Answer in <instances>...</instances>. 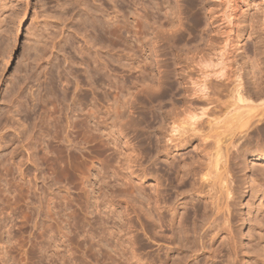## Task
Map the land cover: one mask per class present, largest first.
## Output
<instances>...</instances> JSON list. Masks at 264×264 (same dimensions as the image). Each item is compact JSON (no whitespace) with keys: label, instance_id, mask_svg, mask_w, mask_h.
<instances>
[{"label":"rangeland","instance_id":"obj_1","mask_svg":"<svg viewBox=\"0 0 264 264\" xmlns=\"http://www.w3.org/2000/svg\"><path fill=\"white\" fill-rule=\"evenodd\" d=\"M255 1L261 5V0ZM114 7L121 14V25L125 18L140 16L142 22L149 24L145 34L137 37L136 41L131 26L127 24L122 29L125 39L118 41L105 37L99 25L92 20H107L105 16L115 15L112 12ZM233 8H227L226 0H0V264H117V259L122 262L124 256L129 258L132 246L139 259L154 264H172L180 251L189 255V249H200L199 236L193 230L197 232L202 222L203 203L187 192L190 185L184 183H190L189 180L184 179L181 184L175 172H182L184 165L198 167L197 160H203V153L209 150V154L212 152L210 156L214 155L216 141L222 154L228 152L225 156L228 173L222 171L224 158H221L217 166L219 173L212 165L209 178L204 180V193L209 190L210 197L216 195V204L221 209L228 201L235 247L230 250L226 232L216 234L215 230H209L204 235V249L199 250L197 259L188 257L184 263H257L256 253L261 252L260 247L264 245V240L259 242L258 236L260 232L264 236V230L256 227V221L264 223V162L254 159L259 151L256 145L260 143L256 142L260 141L257 133L250 131L254 139H251L252 145L246 144L239 156L236 153L232 155L244 140L241 138L243 134L235 136L233 129L229 128L231 124L224 117L211 123L204 117L196 122H201L199 126L196 123L195 126L177 123L180 133L175 134H180L187 143L182 142L183 145L175 150L171 148L165 153L161 148L165 139L156 143L159 137L167 134L165 127L160 129L159 117L182 106L183 87L189 85L190 78L199 77V69L203 65L204 71H210L206 68L209 60L224 55L223 59L220 57L223 64L216 68L225 70L230 77L225 82L212 78L211 82H214L209 81V85H221L223 82L236 85L239 72L245 85H251L252 78L253 81H261L257 78L259 72H264V13L260 14L253 6L247 8L240 2ZM230 14L231 23L227 20ZM135 30L144 29L135 27ZM84 33L85 37L82 36ZM35 36L41 38L38 40L42 51L38 52L44 54L30 50ZM94 41L108 47L98 49ZM36 53L38 59L34 57ZM33 58L39 62L34 63ZM213 70L217 71L213 68L211 72ZM174 74L182 75L175 77ZM146 84L153 87L147 91L149 93H136ZM127 94L132 95L129 98ZM124 100L134 102L130 116L137 125L136 131L123 128L125 138L118 134L119 121L113 118L112 110L117 101L120 104ZM218 100L227 103L231 99L219 97ZM51 114L52 117H60L61 130H65L63 134L59 131L53 143L50 142L54 135ZM126 115L121 117L124 122L128 119ZM85 116L90 126L95 128L93 133H102L100 136L104 140L101 139L109 143L105 147L111 151L102 153L95 142L84 144L79 137H74L73 130L67 129V123ZM95 121H103L100 128L94 124ZM3 124L8 126L4 128ZM17 124H24L25 129ZM106 124H109L107 129L103 128ZM126 140L142 156L140 170L136 172L139 177L129 179L134 189L137 188L132 194L125 185L128 170L124 165L119 167L127 155ZM115 147L120 148L115 150ZM113 148L122 163L117 164ZM203 148L209 150L203 151ZM59 150L62 151L59 156L65 162H69V152L78 157L81 163L78 177L60 173V167L54 162ZM121 155L123 160H120ZM216 173L220 174L219 177ZM155 175L162 182V194L170 200L179 199L178 203L183 204L178 208V214L184 209L187 221L185 223L184 220L185 229H180H187V234H179L178 214L171 231L166 226L171 212L161 211L164 220L161 227L155 222L158 220L153 209L154 189L150 178ZM88 176L85 186L81 185ZM229 183L233 191L226 199L225 189ZM125 191L129 195L124 196ZM94 211L96 214L92 213ZM223 213L217 215L218 229L223 226ZM51 226L56 227V231ZM103 227L115 231L114 236L110 237L107 230H102ZM175 229L178 232L172 234ZM179 239H182V244ZM115 240L123 244L122 248L114 245ZM118 248L123 249L125 255ZM113 250L120 252L115 256ZM120 253L123 257L118 258ZM125 257L124 260L127 259Z\"/></svg>","mask_w":264,"mask_h":264},{"label":"bare ground","instance_id":"obj_2","mask_svg":"<svg viewBox=\"0 0 264 264\" xmlns=\"http://www.w3.org/2000/svg\"><path fill=\"white\" fill-rule=\"evenodd\" d=\"M260 1V0H259ZM225 2V1H224ZM238 2H240V3H242V5H244L245 7H249L250 8V6H253V8H255V10H256V12H260V14H262V13H264V0H261V5H258V3H257V1H255V0H226V5H227V8H233V7H235L236 5H238ZM257 4H256V3ZM115 9V7L113 8V10ZM234 9V8H233ZM112 10V12L115 14V15H113V16H105V18H108L107 20H99L98 22H95L96 20H92L93 21V23H96V24H98L99 25V27H100V29H101V31H102V33H103V35L105 36V37H107V38H109V39H112V40H118V41H120V40H122V39H125V36H124V31L122 30L123 28H125V25H127V24H129L130 26H131V28H132V32H133V37H135L136 38V41H137V37H140V36H142L143 34H145L144 33V31L147 29V26L149 25L148 23H146V22H142V20H141V17L140 16H138V15H132L131 17H129V18H125L124 20H123V25H121V20L119 19L120 17H121V14L119 13V11H113ZM100 11V10H99ZM106 15V14H105ZM226 17V16H225ZM179 19L177 18V21H178ZM227 20L230 22L231 21V14L230 15H228V17H227ZM173 21V20H172ZM176 21V20H175ZM174 22V21H173ZM228 22V23H229ZM177 23H179V22H177ZM231 23V22H230ZM173 24V23H172ZM179 25V24H178ZM174 25H172V27H173ZM135 27H141V28H143L144 30L143 31H136L135 30ZM174 28V27H173ZM171 29V28H170ZM82 33V32H81ZM44 34V33H43ZM83 34V33H82ZM85 34V33H84ZM37 36V35H36ZM36 36H35V39H34V41L32 42V46H30L29 48H30V50L33 52V53H35V52H37L38 54H39V50H41V49H39V46H40V44H39V40H41V38H42V36L41 35H38V37L40 36L41 38H36ZM83 37H85L86 36V34L85 35H82ZM34 37V36H33ZM258 37H259V35H258ZM39 39V40H38ZM50 39V38H49ZM85 39V38H84ZM229 39V38H228ZM43 40V39H42ZM86 40V39H85ZM84 40V41H85ZM87 40H88V38H87ZM45 41V40H44ZM52 41V40H51ZM85 42H87V41H85ZM89 42V41H88ZM95 42V41H94ZM97 42V41H96ZM95 42V43H96ZM48 43V42H47ZM46 43V44H47ZM94 43V44H95ZM86 44V43H85ZM90 44V43H89ZM93 44V43H92ZM91 44V45H92ZM97 46H99L98 47V49H104L103 47H105V48H107L108 46H103V45H101L99 42H97ZM42 45H43V43H42ZM54 45V44H53ZM87 46H89L88 44H86ZM92 47H93V45H92ZM28 48V49H29ZM90 48V47H89ZM97 49V50H98ZM88 50V49H87ZM95 50V49H94ZM3 51V50H2ZM35 51V52H34ZM42 51V50H41ZM1 52V51H0ZM44 52V51H43ZM85 52V51H84ZM36 53V54H37ZM94 53V52H93ZM96 53V52H95ZM34 55V57H36V56H38V54L37 55ZM40 54H44V53H40ZM39 54V55H40ZM99 54V53H98ZM102 54V53H101ZM220 55H221V53H219ZM219 54L217 55V56H219ZM27 56V55H26ZM95 56V55H94ZM99 56H101V55H99ZM216 56V57H217ZM224 55H221V56H219L217 59H211V60H209V62H208V65H206L207 67L206 68H210V71L208 72V69H206L205 71H204V68H205V66L203 65V69L202 68H200L199 69V77L197 78V79H192V78H190L189 80H190V82H189V85H187L186 87L184 86L183 87V92H182V97H183V99H182V106L179 108H174V109H172V111H169L168 113H166V115H161V117H159L160 118V129H162V128H164L165 127V129H167L166 131H167V134H165L164 136H163V138H161V137H159L158 138V140H157V144L158 143H160L161 141H162V139H165V141H163L164 143H162V144H164L161 148L165 151V153H167L171 148H174V150L178 147V146H181V145H183L182 144V142H184L182 139H181V136H180V134L179 135H176V134H178V133H180V132H178V125H177V123H181V124H187V125H189V126H191V125H193V126H195V123L196 122H198L199 120H202L204 117L205 118H207L208 120V123H211V122H213V121H217L220 117H224V119L227 121H229V123L232 125H234V127H233V125H232V127H231V125H229L230 127L229 128H231V130L233 129V133H234V135L236 136H239L238 134H243V136H241V138H244V140L240 143V145H239V147H237L236 148V151L235 152H232V155L233 154H238V156H239V154L241 153V149L244 147V146H247L246 144H248L249 143V145L251 144L252 145V140L251 139H253L251 136H250V133L251 132H256L257 133V135L260 137V141H256L257 143L258 142H260V143H258V145H256L257 146V148H258V153H256L255 155H254V159H260V160H262L263 162H264V153H262V151H264V72L262 73V72H259V77L257 78L256 77V75H254L257 79H261V81L260 80H258V81H253V78H252V84L251 85H245L244 83H242V75L240 74V72H239V74H237L236 75V78L238 79V82L236 83V85H234V83H233V85H231V83L229 84V83H224L226 80H228L229 81V79H230V77H228L225 73V70H223V69H221V70H217V68L216 67H218V66H221L222 64H221V62L223 61L224 62V60H222L221 62H220V60H221V58L223 57ZM32 57V56H31ZM42 57V56H41ZM41 57H39V58H41ZM221 57V58H220ZM29 58V57H28ZM37 59H38V57H36ZM43 58V57H42ZM34 60H33V62L35 61L36 62V59L35 58H33ZM223 59V58H222ZM32 60V59H31ZM42 60V59H41ZM214 60H216V61H214ZM201 61V60H200ZM203 62H205L204 60H202ZM201 61V62H202ZM34 62V63H35ZM37 62H39V61H37ZM36 62V63H37ZM104 62V61H103ZM200 62V63H201ZM207 62V61H206ZM25 63V62H24ZM96 63V62H95ZM205 64H207V63H205ZM22 65V64H21ZM37 65V64H36ZM106 65V64H105ZM29 66V65H28ZM124 66V65H123ZM211 66V67H210ZM104 67V66H103ZM25 68V67H24ZM131 69L133 68L132 66L130 67ZM213 68H215V70H217V71H219V72H215L214 70L211 72V70ZM221 68V67H220ZM25 70V69H24ZM259 70V69H258ZM263 71H264V69H263ZM26 72V71H25ZM174 72H176V70H174ZM17 73V72H16ZM238 73V72H237ZM253 73V72H252ZM234 74V73H233ZM257 74V73H256ZM27 75V74H26ZM26 75L24 74L23 76H25L26 77ZM177 75H179V74H174V76L175 77H177ZM182 75V74H181ZM181 75H179V76H181ZM22 76V75H21ZM173 76V77H174ZM250 76V75H249ZM251 76H253V75H251ZM16 77V76H15ZM185 77V76H184ZM187 77V76H186ZM244 77V76H243ZM254 77V78H255ZM182 78V77H181ZM212 78H218V80L219 79H223L224 80V82H223V84H218V85H209V81L211 82V80H212ZM235 78V79H236ZM174 79V78H173ZM176 79V78H175ZM185 79V78H184ZM235 79H233V80H235ZM263 79V80H262ZM144 82H145V80H143ZM237 81V80H236ZM214 82V81H213ZM213 82H211V83H213ZM222 82V81H221ZM247 82V81H246ZM254 82V83H253ZM148 83V82H147ZM249 83V82H248ZM21 84H23V83H21ZM250 84V83H249ZM12 85V84H11ZM16 85V84H15ZM232 87H231V86ZM14 86V85H13ZM9 87V86H8ZM19 87V86H18ZM20 88V87H19ZM136 90H137V88L136 87H134ZM133 88V89H134ZM153 89V87L152 86H150V84L148 85V84H146L145 86H143V87H140V89H138V91L136 92V93H145V91H146V93L145 94H147V93H149L151 90ZM135 90V91H136ZM131 91V90H130ZM147 91H149V92H147ZM133 92V91H132ZM153 92V91H152ZM151 92V93H152ZM12 93V92H11ZM18 93V92H17ZM128 93V92H127ZM130 93V92H129ZM133 94V93H132ZM131 94V95H132ZM128 95V97L130 98V96L131 95H129V94H127ZM149 95V94H148ZM151 95V94H150ZM4 97V96H3ZM221 98V97H225V98H227V97H229L231 100L229 101V102H227L226 103V101H225V103H220L219 102V100H218V98ZM14 98V97H13ZM125 98V97H124ZM132 98H133V96H132ZM134 98H135V96H134ZM126 99V98H125ZM3 100V99H2ZM122 100V99H121ZM128 100V99H127ZM75 101V100H74ZM125 102H123V101H121V103L119 104V102L120 101H117L115 104H116V106L114 107V109H112L113 110V114H114V119H118V121H119V127H118V130H119V132H118V134L121 136V137H123V138H125V136L126 135H124V133H123V130L125 131V127H128L129 129L130 128H133V131H136V127H137V125H136V122H134V120L132 119L133 117H131L130 116V114H132V109L134 108V102H126V100H124ZM11 103V102H10ZM19 103H20V101H19ZM18 103V104H19ZM71 104V103H70ZM68 106V105H67ZM53 108H49V110H52ZM66 109V108H65ZM67 110V109H66ZM68 111V110H67ZM71 111V110H70ZM128 112L127 113V115L126 114H124L125 112ZM112 112V111H111ZM93 113V115H95L94 114V112H92ZM92 113H90L91 115H92ZM66 114V113H65ZM71 114H72V112H71ZM134 114V113H133ZM52 115L53 114H51L49 117H52ZM110 115V114H109ZM123 115H126L125 116V118L127 119L125 122L121 119V117L123 116ZM96 116V115H95ZM94 116V117H95ZM113 116V115H112ZM160 116V115H159ZM6 117V116H5ZM70 117V116H69ZM77 117V116H76ZM75 117V118H76ZM84 117V116H83ZM88 117V116H87ZM90 118H91V116H89ZM94 117H93V119H94ZM97 118H98V116H96ZM124 117V116H123ZM131 117V118H130ZM67 118V117H66ZM74 118V119H75ZM103 118V117H102ZM210 118H214L213 120L211 119L210 120ZM98 120V119H97ZM205 120V119H204ZM51 121H52V128H53V132H54V135L51 137V139H50V142L51 143H53V140H55L56 139V136L58 135V133H60L62 130H61V121H60V117L58 116V117H52V119H51ZM70 121V120H69ZM113 121V120H112ZM111 121V122H112ZM227 121V122H228ZM1 122V121H0ZM17 122H19V121H17ZM96 122V121H95ZM101 122H103V121H101ZM100 121H97L96 123H94V124H96V126L97 127H99L100 128V126H101V124H103V123H101ZM105 122V121H104ZM225 122V121H224ZM9 123V122H8ZM110 123V122H109ZM117 123V122H116ZM201 123V122H200ZM199 123V124H200ZM91 124H92V122H91ZM94 124H92V125H94ZM112 123H110V125H111ZM166 124H168V128H166ZM199 124H197L196 123V125H198L199 126ZM204 123H202V125H203ZM224 124V123H223ZM225 124H226V122H225ZM4 125V124H3ZM6 125V124H5ZM4 125V126H5ZM18 125V124H17ZM21 125V124H20ZM20 125H18V126H20ZM23 125L24 124H22V126H20L21 128L23 127ZM109 124H106L103 128H105V129H107V126H108ZM113 125V124H112ZM8 126V125H7ZM7 126H5L4 128H6ZM197 126V127H198ZM225 126V125H224ZM67 129H71V130H73V131H71V132H73L74 133V137L75 138H80V140H82L83 142H84V144H87L88 142H90V141H93V142H95L96 144H97V147L100 149V152H102V153H104V152H107V150H110L111 151V149H109V148H107V147H105V146H107V145H109V143L108 142H106V141H103L104 139L102 138V136H100V134L102 135V133H98L99 135H95L93 132H95V128L93 129L91 126H90V123H89V121L87 120V118H86V116H85V118L83 119H79V120H77V119H75L74 121H72L71 123H67ZM113 127V126H112ZM202 127V126H201ZM228 127V126H227ZM226 127V128H227ZM3 128V129H4ZM9 128V127H8ZM13 128H17V127H13ZM20 128V129H21ZM24 128V127H23ZM123 128H125V129H123ZM19 129V128H18ZM25 129V128H24ZM62 129H63V127H62ZM66 129V128H65ZM97 129V128H96ZM157 129V128H156ZM196 129V128H195ZM195 129H193V131L195 130ZM0 130H1V128H0ZM100 130V129H99ZM117 130V131H118ZM199 130V129H198ZM22 131V130H21ZM60 131V132H59ZM63 131H65V130H63ZM62 131V134L64 133ZM105 132H106V130H104ZM161 130H159V132H160ZM251 131V132H250ZM25 132H27V131H25ZM99 132V131H98ZM250 132V133H249ZM107 133V132H106ZM105 133V134H106ZM176 133V134H175ZM113 134V133H112ZM201 134V133H200ZM67 135H68V133H67ZM233 135V134H232ZM27 136H29V135H27ZM203 136V135H202ZM206 136V135H205ZM69 137V136H68ZM110 137V136H109ZM251 137V138H250ZM257 137V136H256ZM256 137H254V138H256ZM103 140H102V139ZM201 138V137H200ZM207 138V137H206ZM109 139V138H108ZM203 139V138H202ZM23 140V139H22ZM106 140V139H105ZM125 140V139H124ZM242 140V139H241ZM254 140V139H253ZM25 141V140H24ZM112 141H113V139H112ZM112 141H110L111 143H112ZM117 142V141H116ZM252 142V143H251ZM185 143H187V142H184V144ZM69 144V143H68ZM72 144V143H71ZM114 144V143H113ZM112 144V145H113ZM132 143H130V142H128L127 140H126V147H127V151H128V153H127V151H126V154L127 155H125V157H124V160H125V162L124 163H122L121 161H119V158H118V156H117V154H116V149L118 148H116L115 147V150H114V148H113V150H114V152H115V154H116V158L115 159H117L118 158V163L117 164H119L120 162L122 163V164H119L120 166L119 167H122L123 165L124 166H126V168L125 169H127L128 170V175L125 177L126 178V183H125V185L127 186L126 187V189H128V191L130 190V193L132 194L133 192H135V189H137V188H135L134 189V186H133V183L131 184V182H129V179H131V178H138L139 177V175H136V172L137 171H139L140 169V167H141V164H142V156L140 155L141 153H140V151L139 150H137V148H135V146L132 144ZM213 144V143H212ZM218 144V141H216V151H215V154L214 155H212V156H210V154L212 153H210L209 154V149H207V148H205L206 149V151L207 150H209V151H207L206 153H203V155L202 156H204V159L203 160H197V162H198V167H194V168H192L191 167V165H189V166H183V167H181V168H184V169H181L182 170V172H179V170L178 171H176L175 173L177 174V176H178V181H184V179H188V180H186V181H188V182H190V183H184V184H189L190 185V187H189V190L187 191L189 194H191L192 196H194L195 198H198V200L201 202V203H203V213H202V218H201V224H199L200 226H199V229H198V227L196 228L195 226H193L194 228H196V229H198V231L196 232L195 230H193V233H197V235L199 236V244H200V249H197V248H195V249H189L188 247V249H189V255H184V252H182V251H180L179 253H177V258H176V260H174L173 261V263L172 264H183L185 261H187L186 260V258H193V259H197V257H198V255H197V253L199 252V250H203L204 249V246H203V238H204V235L205 234H207L208 233V231L209 230H211V231H216V234L218 233V232H226V235L228 236V240H229V242H228V244H229V247H230V250L231 249H233V247H235V241H234V237H233V235H232V224H230V215L232 214V212H231V209L229 208V203H228V201L225 203V207L223 208V209H221V207H219V205H218V203L216 204V195H212L211 197H210V194H209V190H207V194L206 193H204V187H206L205 186V182H204V180H205V178H209V176H210V170H211V166L213 165V168H215V170H216V172L218 171L217 170V166H218V163H219V161H220V159L221 158H224V161H223V166H222V171H225L226 173H228V171H227V165H226V161H227V157H225V156H228V152L226 151V154H225V152L222 154L221 152H220V148H219V146L217 145ZM117 145V144H116ZM161 145V144H160ZM248 145V146H249ZM70 146H72V145H70ZM69 146V147H70ZM115 146V145H114ZM113 146V147H114ZM160 147V146H159ZM183 147V146H182ZM208 147V146H207ZM68 147H66V150L65 151H67L68 149H67ZM120 148V147H119ZM119 148H118V150H119ZM245 148V147H244ZM248 148V147H247ZM75 149V148H74ZM204 148H203V151L205 150ZM117 150V151H118ZM157 150H158V147H157ZM70 151V150H69ZM122 151V150H121ZM60 152H62V151H58V155H57V157L55 158V160H54V162H55V164L57 165L58 164V166L60 167V173L61 174H66V173H70V174H72L73 176H77L78 177V172H79V168H80V162L78 161V157L74 154V153H71V152H69L68 153V156H69V162H65L63 159H62V157H61V155L59 156V154H60ZM157 152V151H156ZM158 152H159V150H158ZM223 152V151H222ZM123 153V152H122ZM160 153V152H159ZM158 153V154H159ZM30 154V153H29ZM119 154V153H118ZM111 155V154H110ZM124 155V154H123ZM47 156H48V153H47ZM112 156H113V154H112ZM111 156V157H112ZM120 156V155H119ZM30 157H31V155H30ZM13 158V157H12ZM121 158H122V160H123V157H122V155H121V157H120V160H121ZM200 158V157H199ZM203 158V157H202ZM201 158V159H202ZM206 158V159H205ZM211 158H213V160L211 161ZM28 159V158H27ZM32 159V158H31ZM110 159V158H109ZM25 160V159H24ZM31 161V160H30ZM111 161V160H110ZM113 161V160H112ZM202 161H203V164H202ZM255 160H252V162L253 163H255L254 162ZM21 162V161H20ZM154 162V161H153ZM201 162V163H200ZM33 163V162H32ZM63 163V165H61ZM109 163V162H108ZM252 163V164H253ZM19 164V163H18ZM117 164H116V166H117ZM154 164H156V163H154ZM193 164V163H192ZM204 167H203V166ZM21 166V165H20ZM173 166V165H172ZM171 166V167H172ZM118 167V166H117ZM117 167H115V168H117ZM19 168V167H18ZM103 168V167H102ZM123 168V167H122ZM122 168H121V170H122ZM137 168V169H136ZM177 168H179V167H177ZM21 168H19V170H20ZM112 170V172H115L116 170L114 169H111ZM120 170V169H119ZM146 170V169H145ZM123 171V170H122ZM19 172H21V171H19ZM117 173H119L118 171H116ZM115 172V173H116ZM142 174H144L145 172H144V169L142 170ZM147 172V171H146ZM114 173V174H115ZM116 173V174H117ZM121 174H122V172H120ZM119 173V174H120ZM217 173H219V172H217ZM216 173V175L218 176V175H220V174H217ZM20 174V173H19ZM149 174V173H148ZM103 175H105V173L103 174ZM23 176H24V174H23ZM113 176V175H112ZM117 176V175H116ZM118 176H120V175H118ZM150 176V175H149ZM157 175H155V177H150L151 178V180H152V182H153V191H154V193H153V195H154V204H153V209H154V212H156L157 213V216H156V218H157V220L158 221H155V222H157V224L159 225H157L158 227H161V225L164 223V220H163V216H162V212L161 211H167V213H168V211H169V213L171 212V218H170V221H169V223H167V225L166 226H168V227H170V231H171V229H173V226H174V222H175V220H176V216H177V214H178V208L179 207H182L183 206V204L182 203H178V200L179 199H173V200H170L169 198H167V195H164V194H162L163 193V191H161L160 189H161V187H162V182L160 181V178H158V177H156ZM22 177V176H21ZM102 177V176H101ZM106 177V176H105ZM143 177H145V178H149L148 176H146V175H144ZM143 177H141V178H143ZM219 177V176H218ZM88 178H89V176L88 177H86V178H84V181H82V183H81V185H84L85 186V183L87 182V180H88ZM108 178V177H107ZM116 178V177H115ZM120 178L121 179H123L124 178V174H123V176H120ZM117 179V178H116ZM115 179V180H116ZM90 180V179H89ZM118 180V179H117ZM104 181H105V179H104ZM123 181V180H122ZM125 181V180H124ZM192 181V182H191ZM180 182V183H181ZM103 183V182H102ZM118 183V182H117ZM117 183H116V185H117ZM123 183V182H122ZM123 183V184H124ZM181 184H183V182L181 183ZM116 185H115V187H116ZM122 185V184H121ZM210 185V184H209ZM181 186H183V185H181ZM119 187H121V186H119ZM16 188H17V186H16ZM20 188H21V186H20ZM122 188H124V187H122ZM121 188V189H122ZM139 189V188H138ZM225 189V188H224ZM252 189V188H251ZM19 190V189H18ZM20 191V190H19ZM92 191V190H91ZM90 191V192H91ZM101 191V190H100ZM113 191V190H112ZM141 191V190H140ZM232 191H233V188H232V186H231V183H229L227 186H226V189H225V194H226V199H228V196L229 195H231V193H232ZM137 192V191H136ZM142 192V191H141ZM121 192H119V194H120ZM125 193H126V191H125ZM111 194H112V192H111ZM110 194V195H111ZM122 194V193H121ZM128 193H126V194H124V196L125 195H127ZM136 194V193H135ZM138 194V193H137ZM136 194V195H137ZM183 194H185V193H183ZM89 195V194H88ZM129 195V194H128ZM134 195V194H133ZM140 195V194H139ZM138 195V196H139ZM98 196V195H97ZM141 196V195H140ZM140 196H139V198H140ZM143 196V195H142ZM190 196V195H189ZM133 197V196H132ZM179 197V196H178ZM113 198V197H112ZM131 198V197H130ZM194 198V199H195ZM111 199V198H110ZM97 200V199H96ZM210 200V201H209ZM145 201V200H144ZM148 201V200H147ZM114 202V201H113ZM103 204V203H102ZM101 204V205H102ZM127 204V203H126ZM149 204V203H148ZM151 204H152V202H151ZM131 205V204H130ZM193 205V204H192ZM88 206V205H87ZM127 206V205H126ZM135 206V205H134ZM134 206H133V208H134ZM143 206V205H142ZM195 206V205H194ZM197 206V205H196ZM99 207V206H98ZM97 207V208H98ZM101 207V206H100ZM151 207V206H150ZM88 208V207H87ZM127 208V207H126ZM149 208V207H148ZM89 209V208H88ZM106 209V208H105ZM183 209V208H182ZM220 209H221V211H223V212H220ZM95 210V209H94ZM98 210V209H97ZM51 211V210H50ZM99 211H101V210H99ZM143 211V210H142ZM149 211V210H148ZM165 211V212H166ZM183 213L185 214L186 213V211L183 209ZM113 212V211H112ZM208 212H210V213H208ZM89 213V212H88ZM92 213H95V211L94 212H92ZM98 213V212H97ZM106 213V212H105ZM150 213V212H149ZM156 213H155V215H156ZM183 213H179L178 215H180L179 216V218H178V227H179V232H181V233H179V234H181L182 235V233L183 234H187L188 233V231H187V229L186 230H182L181 231V229H185V228H183V227H185L184 226V220L187 218L186 216V218L184 219V214ZM220 213H223L224 215H223V220L222 221H224L223 222V226L222 227H219V229L217 228L218 227V223H217V219H218V214H220ZM96 214V213H95ZM106 214H108V213H106ZM186 215V214H185ZM52 216H53V214H52ZM103 216V215H102ZM99 217V216H98ZM103 218V217H102ZM53 219H55V218H53ZM96 219H98L97 217H96ZM104 219V218H103ZM121 219V218H120ZM1 220V219H0ZM99 220H100V218H99ZM111 220V219H110ZM113 220V219H112ZM102 221V220H101ZM186 221L187 220H185V223H186ZM55 222V221H54ZM96 222H97V220H96ZM98 222H100V221H98ZM97 222V223H98ZM110 222V221H109ZM159 222V223H158ZM257 223V225H256V227L257 228H259L260 230H264V223H261V222H259V221H256ZM102 223V222H101ZM100 223V224H101ZM104 223H106V222H104ZM103 223V224H104ZM92 224V223H91ZM94 224V223H93ZM92 224V225H93ZM99 224V225H100ZM105 225V224H104ZM113 225H114V223H113ZM54 226V225H53ZM106 226H108L109 228H110V226L109 225H105V227ZM112 226V225H111ZM101 227H102V225H101ZM129 227V226H128ZM177 227V228H178ZM188 227V226H187ZM51 228H52V226H51ZM54 228V227H53ZM52 228V229H53ZM56 228V227H55ZM54 228V229H55ZM100 228V227H99ZM175 228V227H174ZM181 228V229H180ZM217 228V229H216ZM255 228V227H254ZM254 228H253V230H254ZM91 229V228H90ZM96 229V228H95ZM101 229V228H100ZM104 227H103V231H104ZM128 229V228H127ZM205 229V230H204ZM101 230V231H102ZM105 230H107V228L105 229ZM111 229H109V231L107 232V234L110 236V237H113L114 236V232L113 231H110ZM116 230V229H115ZM189 230V229H188ZM204 230V231H203ZM258 230V229H257ZM55 231H56V229H55ZM55 231H53V232H55ZM100 231V230H99ZM131 231V230H130ZM175 231V232H174ZM174 231H172V234H176L178 231L175 229ZM177 231V232H176ZM186 231V232H185ZM58 232V231H57ZM120 232V231H119ZM56 233V232H55ZM258 233V232H257ZM51 234H53L52 232H51ZM102 234V233H101ZM121 234V233H120ZM99 236H100V234H98ZM97 235V237H99ZM103 236V235H102ZM106 236V235H105ZM109 236H107V237H109ZM116 236V235H115ZM119 236V235H118ZM129 236H131V235H129ZM184 236H186V235H184ZM197 236V237H198ZM258 236H259V242H260V240H264V236H263V233L261 234V232L258 234ZM182 237V236H181ZM126 238V237H125ZM179 238H180V236H179ZM115 239H118V237L117 238H115ZM119 239H121V237L119 236ZM170 240H172V238L170 237L169 238ZM182 239H184V238H182ZM182 239H179V241L181 240L182 241ZM197 239V238H196ZM7 240H9V239H7ZM54 240V239H53ZM52 240V241H53ZM99 240V239H98ZM104 240V239H103ZM110 240H111V238H110ZM128 240V239H127ZM51 241V240H50ZM104 241H106V239L104 240ZM113 241V240H112ZM116 241V244H114V245H116L117 247H119L120 248V246L121 245H123V244H121V242L119 243V241L118 240H115ZM123 241V240H122ZM130 242H131V240H129ZM180 241V242H181ZM185 241H186V238H185ZM184 241V242H185ZM56 242V241H55ZM55 242H54V244H55ZM100 242V241H99ZM102 242V241H101ZM127 242V241H126ZM257 243V245H259L260 243ZM103 243H105V242H103ZM107 243V242H106ZM113 243V242H112ZM133 243H134V241H133ZM102 244V243H101ZM110 245H111V243H109ZM125 244V243H124ZM181 244H182V242H181ZM6 245V244H5ZM97 245V244H96ZM133 245V244H132ZM131 245V246H132ZM183 245H184V243H183ZM186 245H187V243H186ZM186 245L184 246V247H186ZM261 245V244H260ZM259 245V246H260ZM12 246V245H11ZM10 246V247H11ZM56 246V245H55ZM92 246V245H91ZM128 246V245H127ZM131 246H129V247H131ZM13 247H14V249H15V246L13 245ZM51 247V246H50ZM99 247H100V245H99ZM104 247H106V245H104ZM113 247V246H112ZM115 247V246H114ZM183 248V249H186V248H184L183 246H180V248ZM191 247V246H190ZM6 248H7V246H6ZM5 248V249H6ZM9 248V247H8ZM92 248H93V246H92ZM91 248V249H92ZM116 248V247H115ZM118 248V249H119ZM121 248H122V246H121ZM261 248V252L259 251V252H257L256 253V255L258 256V260H257V263L256 264H264V245L263 246H261L260 247ZM90 249V250H91ZM94 249V248H93ZM100 249V248H99ZM101 249H102V247H101ZM111 249V248H110ZM125 249V248H124ZM178 250H180L179 249V246H178V248H177ZM1 250H2V248H1ZM7 250V249H6ZM9 250V249H8ZM112 250V249H111ZM116 250V249H115ZM119 250H121V249H119ZM131 251H130V254L128 255L129 256V258L128 257H125V258H127V259H125L124 260V257H123V255L120 253V255H118V258H120V257H123V260H122V262H119V259H117L116 261H118L117 262V264H154V263H152L151 261L150 262H147V260H145V259H139V258H137V252H136V249H135V247H133L132 246V248L130 249ZM182 250V249H181ZM10 251V250H9ZM114 251V250H113ZM121 251H123V249L121 250ZM171 251V250H170ZM8 252V251H7ZM12 252V251H11ZM11 252H9V253H11ZM115 252V251H114ZM116 252H120V251H116ZM116 252H115V256H116ZM2 254H4L3 252H1ZM6 253V252H5ZM9 253H7V254H9ZM34 254H35V252H33ZM56 253V252H55ZM94 253V252H93ZM117 253V254H118ZM123 253H124V255H125V252L123 251ZM95 254H97V251H96V253ZM100 254V253H99ZM102 254V253H101ZM10 255V254H9ZM93 255V254H92ZM4 256V255H3ZM12 256V255H11ZM51 256V255H50ZM54 256V255H53ZM102 256V255H101ZM108 256L110 257V255L108 254ZM120 256V257H119ZM113 257V256H112ZM1 258V257H0ZM112 259H114V258H112ZM122 259V258H121ZM0 260H2V259H0ZM7 260V259H6ZM11 260V259H10ZM98 260V259H97ZM115 260V259H114ZM113 260V261H114ZM131 260H134V262H131ZM14 261H16V259L14 260ZM13 261V262H14ZM104 262H105V260H104ZM15 263V262H14ZM16 263H18V262H16ZM20 263V262H19ZM186 263V262H185ZM184 263V264H185ZM4 264V263H3ZM101 264H104L103 262L101 263ZM116 264V263H115ZM162 264H165V263H162Z\"/></svg>","mask_w":264,"mask_h":264}]
</instances>
